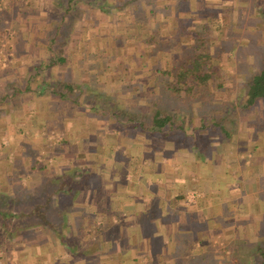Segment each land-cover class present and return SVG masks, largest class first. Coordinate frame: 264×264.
Instances as JSON below:
<instances>
[{"label": "crops", "instance_id": "1", "mask_svg": "<svg viewBox=\"0 0 264 264\" xmlns=\"http://www.w3.org/2000/svg\"><path fill=\"white\" fill-rule=\"evenodd\" d=\"M26 1L10 0L6 10L23 62L0 69V130L15 148L0 154V236L14 241L8 258L15 246V264H209L215 236L257 237L264 224V98L244 105L253 74H236L244 98L230 114L222 108L234 124L224 120L221 131L215 121L199 120V101L187 109L168 105L166 113L149 100L156 87L146 68L174 66L158 59L168 49L147 54V41L159 37L150 36L149 24L190 43L196 22L216 20L212 8L231 0H154L155 17L147 1L144 20L135 23L145 32L123 39L126 19L115 21L125 7ZM236 6L229 22L239 26ZM38 62L43 74H29ZM89 66L91 74H83ZM183 77L190 86L191 75ZM154 109L170 119L153 125ZM198 127L203 131L195 133ZM54 128L63 137L49 144L45 131Z\"/></svg>", "mask_w": 264, "mask_h": 264}, {"label": "rangeland", "instance_id": "2", "mask_svg": "<svg viewBox=\"0 0 264 264\" xmlns=\"http://www.w3.org/2000/svg\"><path fill=\"white\" fill-rule=\"evenodd\" d=\"M21 1L23 3H27L26 0ZM93 1L94 3H96V6L99 5V8L102 9L114 8V10L118 9L119 11H121L124 7L127 8L125 9V15H123V18H121L122 20L118 19V17L115 21V24H117L116 22L121 23L124 19H126L123 22L125 23L124 28L126 29L127 33L120 34V37L122 39L126 37L127 34L128 36L134 34L138 36L137 38H139V35L145 32L144 29L139 30L138 26H135V23H137L139 20H144L145 11L143 9L149 6L145 3H148L150 0ZM141 1L144 4H141L140 6ZM234 1L235 0H231V6L230 3H228V7L221 6L220 8H212L213 10L215 9L217 15L219 14V18H216V20L214 18V15H212L211 18H209L208 23L206 24L200 23L199 21L196 22L195 28L193 27L192 31H190L189 33V36H191L190 43H186V41L183 42L182 40H169V34H166V32H163L164 34H160L159 30H157L156 27L157 24H155L154 22L153 24H149V27L147 26L148 29L150 28V30L152 31L150 32V36H159L157 39H155L156 41H154L153 38L151 39V42L147 41V44L150 45V48L147 47V54L153 55L155 51L168 49V51H170V55L166 57L159 56L158 59L160 61H164L167 59L169 61L172 60L174 62V66L176 67V71L174 66H172L170 70L167 69V64V66H162V68L156 70H150L149 68H146L147 74H151V85L153 87H156L155 91L149 95L150 103H157L161 107H163L164 112L170 113L166 111V106L168 105L176 104L178 107L183 106V109H187L190 108V104L192 103V101H199L200 105L197 108H200V110L196 112L203 115L199 116V120L202 121L204 119L205 123H210L206 121H215L214 127L217 130L219 129L218 124L223 123L224 120L225 123L229 122V126H233L234 123H231L230 125V121L234 122L233 119L230 120V118H223L222 108L225 112H228V114H230L232 113L231 109L233 111L236 109V105H238V103L236 104V102L240 103V101L244 98L243 94H241V90L239 91L238 89V93L236 92V88L241 85V82H238L239 80L237 79L238 76L236 74H252L253 72H255L260 67L261 56L264 53V21L260 16V11L264 9V0H256L253 5L250 4V0H241L239 4L238 2H235L237 5L236 7L241 8V13L239 12L240 15L233 16L238 18L237 21H239L241 24L239 26H237L235 22H229L231 20L229 19V12L232 14L231 10L234 8L232 7V5L235 6ZM133 2L135 3V5H132ZM153 2L154 0H151L150 15H153L155 17V15L152 14L155 12L156 8L155 3ZM111 3L114 4V7L111 5ZM9 4L10 0H0V69L4 71H7V69H9L10 67L12 68V65H17L18 61L23 62V60L20 61V59H18L15 55V31L11 26L10 20H8V16L6 15V10L8 9ZM224 10H228L227 13L224 14V12H222ZM151 16L148 15V17ZM225 20H227V22H224ZM202 24L204 25V27L201 28L200 26V29H198L199 25ZM250 25L253 27L259 25L260 28L256 27V31L246 33L247 31H245L244 29L246 28V26ZM241 40H243L244 42ZM153 41L155 45L151 46ZM103 43H106V41L100 40V45H102ZM139 43L140 41L138 40L136 44ZM128 49L132 48L129 47ZM135 49L137 50L138 48L136 47ZM236 53H246L248 55V61L246 63H240L239 61H237V59H235V57H237ZM131 64L134 66V61H132ZM35 65L36 64L32 63V65L28 66L29 68L30 66L35 68V70L30 68L32 69V72L30 71L29 74H43V72L41 71L42 69L39 66V62L37 63V67H35ZM99 68H102V66L98 67V71L101 72L102 70H99ZM171 70L175 71V74H199V81L203 85H193V87L190 86L189 88L187 85H184L185 77H180L179 79H177L178 82H182L181 85H178L176 82V78L170 73ZM92 71L93 67L89 66L88 68H85L82 73L91 74ZM128 71L129 70H127V72ZM20 74L28 73H24V70L21 69ZM170 85H172L173 87ZM175 85H178L179 91L182 90V94L176 95L175 93H172L175 90L170 91L168 89L175 88ZM148 108L150 110L151 106H149ZM176 113L180 115L184 112L177 111ZM185 113L182 118L186 116ZM190 114L191 116H193L195 112L190 111ZM229 126H227L224 130H226ZM5 130V127L1 128L0 130V154L3 155L5 153L10 154L11 151L15 150L13 144L10 145L8 143L9 141L7 140L9 132ZM201 131H203V128L198 127V131H195V133ZM219 131L221 130L219 129ZM37 133L40 134V129L37 131ZM227 133H230V130H227V132H225V135L228 138L229 134ZM50 135L52 136L50 137ZM45 136L46 138H48L47 142L49 144H51V142L57 143L63 137L62 132L57 129L55 130V128L45 131ZM201 142L202 139H199V141H195V144L201 145ZM7 143L9 145H6ZM11 156L12 155H10L9 159H11ZM6 161L10 162V160L7 159ZM198 193L196 192L195 194L197 195ZM192 196V193L186 195V201L189 200ZM1 218L2 217L0 216V219ZM6 225L8 226L7 228L12 227V223L10 221H8ZM260 229V231L258 230L259 233L257 234V237L251 238H221L220 236H215L212 245L210 246L213 255L215 253V258H211L209 264H218V262L219 264H260L259 246H264V224L260 226ZM13 242L14 241H11L10 239H1L0 236V264L16 263L13 260H10V257H17L15 246L13 247V252L15 255L10 256L9 258L7 256L10 254L9 251V253L7 252V246H10ZM3 246H5L6 248H4ZM262 248L264 247H261V249ZM60 253V258L67 257L66 254L63 257L62 252Z\"/></svg>", "mask_w": 264, "mask_h": 264}, {"label": "trees", "instance_id": "3", "mask_svg": "<svg viewBox=\"0 0 264 264\" xmlns=\"http://www.w3.org/2000/svg\"><path fill=\"white\" fill-rule=\"evenodd\" d=\"M260 16H261V19L264 21V9H262L260 11ZM200 26H201V28L204 27V25L202 24V25H199L198 29H200ZM190 72H191V70H190ZM252 74L253 75L251 77V81L248 85L247 92L245 95V101H244L245 106L251 105L258 98H264V53L261 56L259 69H257ZM176 75H178V76H176ZM176 75H174L175 78L176 77L180 78V77H183L185 74H176ZM190 75H191L192 80H193V84L190 86L193 87V85H203L199 81V79H200L199 74H190ZM170 86H172V85H170ZM190 86H188V87L190 88ZM175 89H179V87L176 86ZM169 119H170V116L168 114H161L159 110L154 109V111L152 112V116H151L150 120L152 121L153 125H156L159 127V126H162L164 123H166V121ZM260 246H259L260 264H264V248L261 249V247H264V246H261V247Z\"/></svg>", "mask_w": 264, "mask_h": 264}, {"label": "built area", "instance_id": "4", "mask_svg": "<svg viewBox=\"0 0 264 264\" xmlns=\"http://www.w3.org/2000/svg\"><path fill=\"white\" fill-rule=\"evenodd\" d=\"M52 135H50V137H51Z\"/></svg>", "mask_w": 264, "mask_h": 264}]
</instances>
